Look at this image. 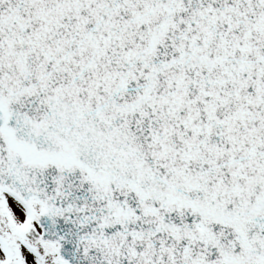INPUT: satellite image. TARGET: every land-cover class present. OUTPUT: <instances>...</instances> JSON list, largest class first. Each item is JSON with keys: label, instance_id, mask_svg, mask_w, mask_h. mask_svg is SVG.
I'll use <instances>...</instances> for the list:
<instances>
[{"label": "snow or ice", "instance_id": "6c2138e0", "mask_svg": "<svg viewBox=\"0 0 264 264\" xmlns=\"http://www.w3.org/2000/svg\"><path fill=\"white\" fill-rule=\"evenodd\" d=\"M0 264H264V0H0Z\"/></svg>", "mask_w": 264, "mask_h": 264}]
</instances>
